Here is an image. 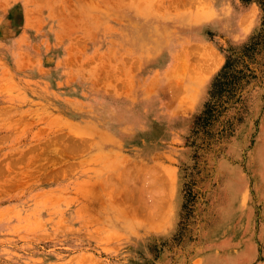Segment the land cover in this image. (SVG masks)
I'll list each match as a JSON object with an SVG mask.
<instances>
[{
	"label": "rangeland",
	"instance_id": "1",
	"mask_svg": "<svg viewBox=\"0 0 264 264\" xmlns=\"http://www.w3.org/2000/svg\"><path fill=\"white\" fill-rule=\"evenodd\" d=\"M0 264H264V0H0Z\"/></svg>",
	"mask_w": 264,
	"mask_h": 264
},
{
	"label": "trees",
	"instance_id": "2",
	"mask_svg": "<svg viewBox=\"0 0 264 264\" xmlns=\"http://www.w3.org/2000/svg\"><path fill=\"white\" fill-rule=\"evenodd\" d=\"M245 49H248V46H244ZM230 57H227L225 63L222 65L221 69L219 70V72L217 73V75L215 76L213 82H212V88L210 91V96L211 98H214L215 100H219L221 97V92L223 91H227V89H225V87L228 85V82L226 81H222L227 70L230 68ZM241 70L235 71L234 73L237 74V72H240ZM215 103L213 102L211 105H207V108L205 109V111L203 112V114L207 115L208 112L210 110H212L214 107ZM202 117V116H201Z\"/></svg>",
	"mask_w": 264,
	"mask_h": 264
},
{
	"label": "bare ground",
	"instance_id": "3",
	"mask_svg": "<svg viewBox=\"0 0 264 264\" xmlns=\"http://www.w3.org/2000/svg\"><path fill=\"white\" fill-rule=\"evenodd\" d=\"M93 188V187H92Z\"/></svg>",
	"mask_w": 264,
	"mask_h": 264
}]
</instances>
